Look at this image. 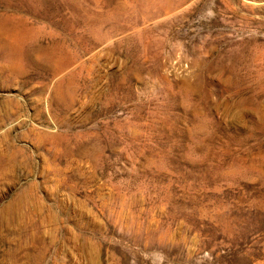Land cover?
<instances>
[{
    "label": "rangeland",
    "instance_id": "obj_1",
    "mask_svg": "<svg viewBox=\"0 0 264 264\" xmlns=\"http://www.w3.org/2000/svg\"><path fill=\"white\" fill-rule=\"evenodd\" d=\"M0 264H264V0H0Z\"/></svg>",
    "mask_w": 264,
    "mask_h": 264
}]
</instances>
